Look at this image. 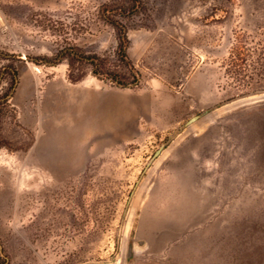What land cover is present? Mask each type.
I'll return each instance as SVG.
<instances>
[{
	"label": "rangeland",
	"instance_id": "rangeland-1",
	"mask_svg": "<svg viewBox=\"0 0 264 264\" xmlns=\"http://www.w3.org/2000/svg\"><path fill=\"white\" fill-rule=\"evenodd\" d=\"M145 86L180 120L69 119ZM0 264H264V0H0Z\"/></svg>",
	"mask_w": 264,
	"mask_h": 264
},
{
	"label": "crops",
	"instance_id": "crops-1",
	"mask_svg": "<svg viewBox=\"0 0 264 264\" xmlns=\"http://www.w3.org/2000/svg\"><path fill=\"white\" fill-rule=\"evenodd\" d=\"M64 91H61L63 95ZM184 98L181 92L166 90L154 91L145 87H136L129 92H120L116 90H105L94 92L90 90L74 89L69 92L68 112L70 121L77 119V113L86 111L92 114V117L100 121L111 120L115 126H123L124 119L131 118L135 121L137 127H168L180 120L184 111L182 103ZM187 108H185V111ZM74 113L73 115H71ZM80 120L85 116L78 115ZM55 151V150H52ZM68 158V157H66ZM48 159L49 161H45ZM41 164H49V173L61 174L71 171L62 170L63 157L56 155L44 158L38 156ZM61 161V162H60ZM56 165V166H54Z\"/></svg>",
	"mask_w": 264,
	"mask_h": 264
},
{
	"label": "trees",
	"instance_id": "trees-1",
	"mask_svg": "<svg viewBox=\"0 0 264 264\" xmlns=\"http://www.w3.org/2000/svg\"><path fill=\"white\" fill-rule=\"evenodd\" d=\"M134 2L135 1H132V5H134ZM141 3H143V0H136V6H139V5H141ZM106 21L108 22V23H115V27L116 28H118L119 30H123L124 28H125V26L124 25H122V24H120V23H118V22H113L112 20H110L109 18H107L106 19ZM139 25H145L143 22H140L139 23ZM119 30L116 32V37H117V47H118V50H117V52L121 55V57H122V59L125 61V64L127 65V66H129L131 69H133L132 68V65H131V62L127 59V56H126V54H125V50H124V45H126L127 43H128V38H127V36L125 35V36H123V37H120V35H119ZM9 67H8V69L6 68V71H9ZM11 76H10V80H11V84H10V86H9V88L8 89H11L12 87H13V84H14V82H15V80H16V72H15V69L14 68H12L11 69ZM70 78L71 79H74L73 77H71L70 76ZM118 81V83H123V82H120V80H117ZM8 91V90H7ZM6 91V92H7ZM5 92V94H4V97H6L7 96V93ZM6 99V98H5Z\"/></svg>",
	"mask_w": 264,
	"mask_h": 264
},
{
	"label": "water",
	"instance_id": "water-1",
	"mask_svg": "<svg viewBox=\"0 0 264 264\" xmlns=\"http://www.w3.org/2000/svg\"><path fill=\"white\" fill-rule=\"evenodd\" d=\"M195 119H197V116H193V117H191V118H190V121H193V120H195Z\"/></svg>",
	"mask_w": 264,
	"mask_h": 264
}]
</instances>
